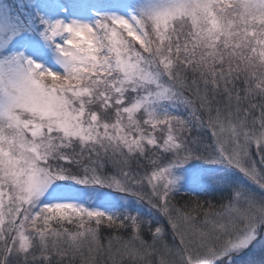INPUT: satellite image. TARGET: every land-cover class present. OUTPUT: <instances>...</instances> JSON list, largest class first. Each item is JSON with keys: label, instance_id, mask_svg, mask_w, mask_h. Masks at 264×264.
<instances>
[{"label": "snow or ice", "instance_id": "1", "mask_svg": "<svg viewBox=\"0 0 264 264\" xmlns=\"http://www.w3.org/2000/svg\"><path fill=\"white\" fill-rule=\"evenodd\" d=\"M234 257L264 264V0H8L0 264Z\"/></svg>", "mask_w": 264, "mask_h": 264}, {"label": "trees", "instance_id": "2", "mask_svg": "<svg viewBox=\"0 0 264 264\" xmlns=\"http://www.w3.org/2000/svg\"><path fill=\"white\" fill-rule=\"evenodd\" d=\"M191 135L193 139L197 138L195 130H193ZM203 163L204 161L202 160L191 162V164L195 165L194 169L201 171L205 170L206 168V166ZM190 191H188V193H190L192 196L196 197L197 199L201 200V203H203L204 201H209L210 203L213 204L219 201L222 198V196L227 194L226 192L223 191L219 183L209 184L203 187H191ZM177 199H180V197L178 196ZM183 202L184 201L181 200V203ZM130 204L132 205L133 208H141L145 213L148 212V209L146 207H143L142 205L136 202H131ZM104 234L105 233H102L103 236Z\"/></svg>", "mask_w": 264, "mask_h": 264}, {"label": "rangeland", "instance_id": "3", "mask_svg": "<svg viewBox=\"0 0 264 264\" xmlns=\"http://www.w3.org/2000/svg\"><path fill=\"white\" fill-rule=\"evenodd\" d=\"M8 0H0V8L6 7ZM206 168L205 170H196L194 164H190L188 167L192 169L191 175V184L190 186H186L184 188V192H188L191 190V187H203L209 184H217L221 178V175H230L229 173H221L222 166L220 165H211L207 163H203ZM191 192V191H190ZM135 202V201H128V203ZM149 211V210H148ZM147 213V212H146ZM106 233L104 237H106ZM242 255V254H241ZM237 260V264H239L238 258L234 257Z\"/></svg>", "mask_w": 264, "mask_h": 264}]
</instances>
